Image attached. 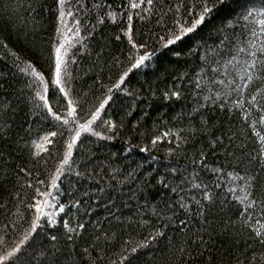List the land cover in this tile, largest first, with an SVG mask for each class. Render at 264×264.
<instances>
[{"label": "snow or ice", "instance_id": "obj_1", "mask_svg": "<svg viewBox=\"0 0 264 264\" xmlns=\"http://www.w3.org/2000/svg\"><path fill=\"white\" fill-rule=\"evenodd\" d=\"M222 9L228 15L198 37ZM0 12L22 25L19 48L0 39V174L14 178L11 207L0 204V264H185L205 252L213 264L217 236L230 259L216 264H264V0H0ZM105 25L112 31L94 45ZM165 51L171 66L159 63ZM149 64L157 79L171 77L160 92L149 86L151 99L191 103L172 114V126L154 125L148 144L170 141L169 156L191 144L190 171L122 169L85 143L129 129L130 148L133 134L147 136L149 113L132 119L141 90L127 84ZM120 205L133 213L112 211ZM94 208L107 215L93 221Z\"/></svg>", "mask_w": 264, "mask_h": 264}, {"label": "trees", "instance_id": "obj_2", "mask_svg": "<svg viewBox=\"0 0 264 264\" xmlns=\"http://www.w3.org/2000/svg\"><path fill=\"white\" fill-rule=\"evenodd\" d=\"M25 6L28 3V0H23ZM48 3L51 4V0H48ZM253 3L257 6L260 3V0H253ZM18 15L23 16L24 15V9H21V11L18 13ZM228 15V11L222 9L219 13L215 15V17L210 20L203 29L197 34L198 37H206L207 35V29L211 27L212 25H218L223 17ZM48 21L45 20V23ZM153 25H138L140 31H146L149 27H153ZM16 28H22V25L19 24L18 21H16L14 18L9 19V14L5 12H0V39L4 40L9 48L11 49H17L20 47V41L17 40V32L15 31ZM112 29L109 28V26L105 25L100 31L96 33V36L92 43L95 45L101 41V33L108 34L111 32ZM191 43V40H185L184 45H181V48H184L186 45H189ZM121 47V45L117 44L115 41L112 43L113 48V55L118 54V49ZM83 65L85 69L88 68L90 64V59L88 56H84L82 58ZM160 64H168L171 66L175 63L174 58L172 57V54L168 51H165L162 56L159 58ZM6 65V60L4 58V52L0 51V70L4 69ZM155 65L149 64L148 70L145 71L144 69H141L139 71L133 70V73L130 74V77L128 78V84L127 86L131 87L133 90L140 89V96L142 97V102L139 104V106L136 109L135 114L133 115L132 119L135 120L140 115V109H144V111L148 112V118L143 121V128L147 130V136L145 138H141L137 134H133V137L131 138V147H127L124 144L125 139H129V129H126L125 131L121 132L114 140L112 141H97L95 138H93L92 142L85 141L86 144L92 149L93 153L96 155V158L100 161H103L105 164L108 163L109 160L113 161L114 166H119L122 169L131 170L136 168L138 165H142L144 167L145 173H152L154 177H158L165 172H171V169L178 168L183 171L184 168H188L189 171L191 170V156L185 155V152L191 153L193 146L189 144L187 148L185 149V152L178 153L175 156H169L167 153H165L164 148L168 146L170 141L163 140L160 142V147L157 149H153L150 144H148V140L151 139V134L153 130V126L155 125L157 128H163L164 126H172L171 116L175 111H178L182 104L188 102L191 103L190 100L186 97L185 99L181 101H170L165 102L163 101L162 97L156 100L151 99V92L149 91V86H151L152 89L156 90L157 92H160L164 90L166 87H168L171 84V77L163 78L161 76L160 79H157V77L160 75L159 69H157L156 72L151 71V69ZM91 83L90 78H85L83 81V86L87 87L88 84ZM185 91H188L187 85L185 84ZM127 102V101H125ZM15 103V101H13ZM150 106V107H149ZM110 111H112L110 109ZM25 110L23 107L21 108V112L19 116L17 117V125L22 121L24 117ZM158 114H161L163 116L162 120H157L156 117ZM217 114H219L217 110ZM212 119H216V116L213 115ZM229 120L230 117L225 113L221 115V124L223 125V128L226 129L229 126ZM235 123V120L232 121ZM179 125H177L178 127ZM139 131V130H138ZM225 143H227V140H225ZM145 145L148 146L149 151L141 153L139 151L140 147H144ZM174 146V145H173ZM2 147V145H0ZM208 159L210 161H214L216 158L209 153ZM151 164V167H148V165ZM175 175V173H173ZM107 179V177H105ZM177 179H179V176L177 175ZM0 181H4L3 175L0 174ZM14 182V178L10 179L9 181H4L0 183V204H3L5 200H8L9 207H11V200L8 197V193L12 188V183ZM153 183H155V180H153ZM129 187H134V185H129ZM125 191L127 189H124ZM152 196H156V191L153 190ZM175 199V197H172ZM95 214L91 215V219L93 221L103 218L107 215V212L103 208H94ZM113 212L119 211L124 217H128L131 215L134 211V208L124 207L123 205H120L118 209H112ZM6 213L3 209H0V220H3ZM147 218V217H145ZM62 219V217H61ZM181 219H183V216H181ZM154 222V221H153ZM103 227L105 229L109 228V223L102 220ZM114 226V225H113ZM198 227V225H197ZM48 231L47 228L44 226H41V232L46 233ZM56 232H61L62 228L56 227ZM91 231V226L88 228V232ZM147 231H150V229H144V233ZM143 234V233H142ZM87 235V232L85 233ZM215 247L212 248V260L213 264H216V262L223 256L225 258L230 259L228 257V254L225 252L224 249L227 248V243L224 245V249L221 248V238L219 236L215 237ZM199 247V246H197ZM211 247V246H210ZM209 257V253L205 252L203 257H194L189 258L185 262V264H205ZM144 259H149V255L145 253Z\"/></svg>", "mask_w": 264, "mask_h": 264}]
</instances>
